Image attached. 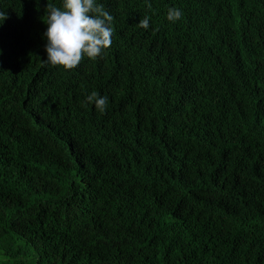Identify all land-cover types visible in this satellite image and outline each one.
Listing matches in <instances>:
<instances>
[{
	"label": "trees",
	"instance_id": "trees-1",
	"mask_svg": "<svg viewBox=\"0 0 264 264\" xmlns=\"http://www.w3.org/2000/svg\"><path fill=\"white\" fill-rule=\"evenodd\" d=\"M47 2L0 0L3 264H264V0H98L71 70Z\"/></svg>",
	"mask_w": 264,
	"mask_h": 264
},
{
	"label": "clouds",
	"instance_id": "clouds-1",
	"mask_svg": "<svg viewBox=\"0 0 264 264\" xmlns=\"http://www.w3.org/2000/svg\"><path fill=\"white\" fill-rule=\"evenodd\" d=\"M181 16L179 9L169 8L166 19L175 23ZM44 17L45 64L71 70L78 66L82 58L96 59L111 46L113 18L98 0H61L60 7L47 2ZM5 19V13L0 12V24ZM139 26L147 29L148 18L141 20ZM85 99L86 103L94 105L98 112L105 111L106 97L92 92Z\"/></svg>",
	"mask_w": 264,
	"mask_h": 264
},
{
	"label": "rangeland",
	"instance_id": "rangeland-1",
	"mask_svg": "<svg viewBox=\"0 0 264 264\" xmlns=\"http://www.w3.org/2000/svg\"><path fill=\"white\" fill-rule=\"evenodd\" d=\"M4 260L6 259H4V257L0 254V264H3Z\"/></svg>",
	"mask_w": 264,
	"mask_h": 264
}]
</instances>
